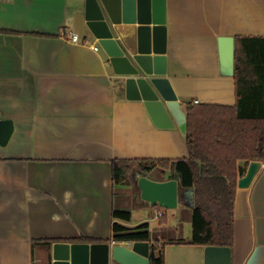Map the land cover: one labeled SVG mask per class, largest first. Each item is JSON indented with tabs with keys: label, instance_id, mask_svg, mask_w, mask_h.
<instances>
[{
	"label": "crops",
	"instance_id": "crops-1",
	"mask_svg": "<svg viewBox=\"0 0 264 264\" xmlns=\"http://www.w3.org/2000/svg\"><path fill=\"white\" fill-rule=\"evenodd\" d=\"M86 2L0 0V118L14 127L0 144V264H51L56 242L114 240V222L148 223L166 241L165 264H204L185 191L173 218L142 198L129 220L113 216L118 189L141 197L133 183L115 181L114 160H176L189 151L176 123L157 126L142 101L127 98L87 27ZM166 27L167 77L182 109L195 100L235 106L236 71L222 73L218 39L234 36L236 60L237 37L264 38V0H166ZM180 207L189 209L185 223ZM167 229L178 236L155 235ZM230 248L232 264H264V162L249 187L237 186Z\"/></svg>",
	"mask_w": 264,
	"mask_h": 264
},
{
	"label": "water",
	"instance_id": "water-1",
	"mask_svg": "<svg viewBox=\"0 0 264 264\" xmlns=\"http://www.w3.org/2000/svg\"><path fill=\"white\" fill-rule=\"evenodd\" d=\"M86 24L106 52L127 98L142 101L157 126L168 128L176 123L186 133L187 113L167 77L166 0H87ZM218 41L222 73L232 75L235 38L220 36ZM13 128L12 120L0 118L1 145L8 142ZM261 167V161H250L238 177V187H249ZM137 184L143 200L166 209L177 208V179L154 180L140 174ZM51 264H150V243L56 242ZM204 264H232L231 248L207 245Z\"/></svg>",
	"mask_w": 264,
	"mask_h": 264
},
{
	"label": "trees",
	"instance_id": "trees-1",
	"mask_svg": "<svg viewBox=\"0 0 264 264\" xmlns=\"http://www.w3.org/2000/svg\"><path fill=\"white\" fill-rule=\"evenodd\" d=\"M236 39L237 104H188V157L113 161V175L118 183L135 164L147 170L157 164L173 170L169 179L179 181L180 195L192 189L193 244L233 246L237 181L246 171L238 161L264 162V38ZM246 66L250 67V74L246 73ZM145 163L153 165L145 167ZM113 216L129 220L131 211L115 210ZM166 222L164 217L161 223ZM113 232L117 241H148L150 264H165L166 241L155 238L148 223L129 228L114 222ZM86 239L80 237L79 241Z\"/></svg>",
	"mask_w": 264,
	"mask_h": 264
},
{
	"label": "rangeland",
	"instance_id": "rangeland-1",
	"mask_svg": "<svg viewBox=\"0 0 264 264\" xmlns=\"http://www.w3.org/2000/svg\"><path fill=\"white\" fill-rule=\"evenodd\" d=\"M144 165L146 167L148 165H153V164L152 163H145ZM139 168H140V171H137V173L139 172L141 174H144L147 177L154 179V180H156V178L165 179L166 177H170V175L172 174V171H173L172 169L162 168L161 166H159L157 164H155L153 166L152 170L144 169L142 166ZM135 170H137V168H135L134 166L130 167L126 171V175L123 176V179H125L124 182L130 183V184L133 183V185L135 186V191H137V194H138V192H139L138 186H137L138 184L134 180ZM150 171H151V173H150ZM185 195L188 198L187 202L191 203V199H192L191 190H186ZM142 201L143 200L141 199L140 196H138V197H136V196L134 197V195L124 196V194L122 195V193L120 192V189L117 190L116 198H115V205H116V209H118V210H121V209L131 210L134 212V215H136L135 214L136 207H138V205H140V203H142ZM180 208H184V209H182V210L180 209V213H177V214L182 219L181 223L182 222L185 223V221L188 219V216H189V209L185 208V207H180ZM165 210H166V212L170 218H173V213L177 212L176 209H165ZM178 216H176V217H178ZM157 225H158V220H156L154 222V226H157ZM155 235L157 237H160V236L165 237L167 240H171V239L173 240L178 236L177 233L175 234V231L173 229H170V230L167 229V230L162 231V232H160L159 230H156ZM175 235H176V237H175Z\"/></svg>",
	"mask_w": 264,
	"mask_h": 264
},
{
	"label": "built area",
	"instance_id": "built-area-1",
	"mask_svg": "<svg viewBox=\"0 0 264 264\" xmlns=\"http://www.w3.org/2000/svg\"><path fill=\"white\" fill-rule=\"evenodd\" d=\"M70 39H71V41H73V42H79V41L81 40V37H80V35H79L78 33H76V32H71V38H70ZM94 48H95V49H98L99 46H98V45H95ZM198 102H199L198 100H195V101H194V103H198ZM158 214H159V215H163V212L160 211Z\"/></svg>",
	"mask_w": 264,
	"mask_h": 264
}]
</instances>
